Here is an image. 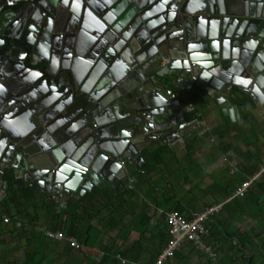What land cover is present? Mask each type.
<instances>
[{"label":"water","instance_id":"obj_1","mask_svg":"<svg viewBox=\"0 0 264 264\" xmlns=\"http://www.w3.org/2000/svg\"><path fill=\"white\" fill-rule=\"evenodd\" d=\"M5 1L30 3V24L46 25L14 43L25 71L10 67L11 44L0 47L2 184L12 171L65 205L122 186L144 151L200 127L170 71L233 120L234 89L264 108V0ZM125 83L144 92L124 93Z\"/></svg>","mask_w":264,"mask_h":264},{"label":"trees","instance_id":"obj_2","mask_svg":"<svg viewBox=\"0 0 264 264\" xmlns=\"http://www.w3.org/2000/svg\"><path fill=\"white\" fill-rule=\"evenodd\" d=\"M234 102L242 108L243 120L248 119L246 101L234 99ZM219 137H224V133H220ZM194 146L195 142H190L186 146L189 157ZM230 148L231 146H224L222 150L225 152ZM237 153L243 156L241 152ZM168 154L166 145L152 152L144 151L146 165L142 175L134 177L135 188L132 190L119 194L113 192V186L94 188L79 200L73 198L68 206L58 213L54 211V206L47 204L44 199L36 201L32 191L20 180L15 179L12 171H8L5 174V197L0 208L12 218L19 215L22 219H29L28 223L32 224L36 216L30 217L28 211L38 212L39 207H43L46 216L53 220L50 229L62 230L67 235L74 236L82 245V251L94 248L102 251L103 255L99 256L96 264H121L116 258L117 254L127 260V264H136L141 262L144 253L149 255L145 263H153L169 240L168 226L164 218L160 217L158 209L164 212L178 211L189 217L192 216L190 212L196 211L193 209L195 207L192 200L178 197L179 185L176 186L178 182L167 181L168 175H171L168 173ZM249 157L253 160L243 157L242 165L245 168L243 174H232L223 185L221 194L224 200L234 194L237 184L240 185L248 176L260 170L262 162L254 159L253 155ZM252 161L255 162L254 165H249ZM154 174H159V177L153 179ZM141 176L147 179L145 181L147 188L142 191ZM141 193L145 199V209L137 215H130L132 218L129 220L126 215L131 214L130 210L134 208L133 199H138ZM149 205L157 208L156 216L160 217L155 225L151 224L154 217L149 216V211L146 210ZM11 206L16 208V212L11 210ZM249 216L255 221V225L251 228L243 227L242 223ZM205 225L209 230L207 241L217 254L215 260L208 254L196 250L192 244L186 243L175 251L173 259L166 264H188L192 254L197 255L198 264H264V173L262 178L253 183L244 197H233L225 202L221 211L209 217ZM0 226L3 227L4 233L16 234L18 237L21 234H28L31 237L28 239L29 242L34 241L38 235L33 226L27 229L28 226H24V223L20 228L14 223L3 226L0 222ZM111 229H117L116 236L110 235L108 230ZM133 231L138 232L139 238L126 246L125 243ZM25 256L23 264H42L45 260L43 254L39 255V250L29 249Z\"/></svg>","mask_w":264,"mask_h":264},{"label":"crops","instance_id":"obj_3","mask_svg":"<svg viewBox=\"0 0 264 264\" xmlns=\"http://www.w3.org/2000/svg\"><path fill=\"white\" fill-rule=\"evenodd\" d=\"M172 77V76H171ZM172 85L168 84V87L172 89L176 94H182L185 102L184 109L187 111L193 112L192 119H197L200 127L198 129H192V133H187L186 142L185 139L181 138L173 139L171 144L166 146L168 147L169 154L167 157L168 161L173 164L176 162L177 165L174 164L168 166L170 176L168 175L167 181L178 182V185L182 189L177 192L178 197H185L187 200H192V204L195 208H193L195 213L201 212L208 206L224 204L229 200H224L222 197L221 191L223 190V185L228 181L229 177L232 174L241 173L243 174L244 167L242 165L243 157H246L250 160L249 156L253 155L254 159L257 158L258 161H261L260 167L264 166V108L261 104H259L255 98L249 97L247 95L241 96V94H234L235 96L229 99V103L231 105H236L239 111V118H235L234 120L229 116L223 113L222 108L219 104L215 102V100L210 97L204 90H200L197 87H194L192 92L181 93L177 87L174 85V77H172ZM135 85L132 83H125L124 90L127 94L131 95H140L143 93V89L138 90L139 88H134ZM200 95H205L204 100L199 99ZM171 94L168 93L167 97L171 98ZM234 99L245 100L246 101V116L248 119L243 120L242 118V108L240 105L234 102ZM224 133V137L220 138L219 134ZM190 142H195V146L193 147V152L190 157L187 155L186 146ZM224 146H231L230 149L223 152L222 148ZM153 148H156L152 145ZM238 152L243 154L240 155ZM145 158V157H144ZM180 161H184L182 163V168L179 167ZM254 161H252L249 165H254ZM179 167L182 169L183 173L186 174L183 182H179L177 177V171L179 168L173 169V167ZM233 168L236 169V172H233ZM260 168V169H261ZM187 169V171H185ZM197 173V171H199ZM205 171L201 174V171ZM142 170L137 171L136 174L129 176L127 179L122 181V186H113L112 190L114 193H123L135 188L134 177H139L142 175ZM226 171V172H225ZM230 171V176H228V172ZM225 172V175H224ZM213 174V175H212ZM246 175V174H245ZM153 179H157L159 174L152 175ZM228 177V178H227ZM262 178V176H261ZM23 183L22 180H20ZM220 181V182H219ZM24 184V183H23ZM221 184V185H219ZM30 187H26L28 190H31L35 196L36 201H40L44 199L47 204L54 206L55 212H60L62 209L68 206L63 202L60 204V198H49L43 191H40L39 187L34 186V184H30ZM194 185L197 187L201 186V189L194 188ZM129 186V188H127ZM238 186V184L236 185ZM219 188L220 193H212L210 190L212 188ZM5 190V183L2 184L1 176H0V204L5 197L4 193L1 191ZM147 185H140V189L145 190ZM176 189V190H177ZM189 192V195H187ZM72 198L70 199V201ZM144 197L139 194L138 199H133L134 208L130 210L131 214L126 215L127 219H129L134 214L137 215L143 209H145ZM69 201V202H70ZM219 202V203H217ZM148 204V203H147ZM146 210L149 216L154 217L151 221L152 225H155V222L160 219V217L156 216L157 208L154 205H149ZM1 209V208H0ZM3 210V209H2ZM11 210L16 212V208L11 206ZM161 210V209H158ZM31 216H36V220L29 224L27 221L29 219H22L18 215V219L24 223V226L35 229L34 231L38 233L36 239L34 241L29 242V238H31L28 234H21L18 237L16 234L4 233L3 227L0 226V264H23L26 259V252L30 250H39V255H44L45 260L42 264H93L97 263L101 250L98 248H94L92 250H74L71 249L67 243L53 241L47 239L44 234L40 231V229H50L53 224V220H50L49 217L46 216V210L43 207H39L38 212H34L33 210L28 211ZM133 212V213H132ZM38 213V215H37ZM192 213V212H190ZM131 215V216H130ZM132 218V217H131ZM25 220V221H24ZM131 220V219H129ZM244 221L242 223L243 227L249 228L247 223ZM255 222V221H254ZM26 223H28L26 225ZM3 225V224H2ZM4 226V225H3ZM12 227V226H11ZM111 236H116L117 229L108 230ZM30 234V233H29ZM139 234L137 232L133 233L130 236V239L125 243L126 246L131 245L136 240H138ZM82 246V245H81ZM91 256L98 258L97 260L92 259ZM149 257L148 254H143L141 256V263H145L146 259ZM92 262V263H90ZM130 262V261H129Z\"/></svg>","mask_w":264,"mask_h":264},{"label":"built area","instance_id":"obj_4","mask_svg":"<svg viewBox=\"0 0 264 264\" xmlns=\"http://www.w3.org/2000/svg\"><path fill=\"white\" fill-rule=\"evenodd\" d=\"M171 75L172 72L170 71ZM174 85L181 93H187L193 91V85L185 83L184 80L176 75L174 76ZM120 165L125 166L123 161L119 162ZM233 172L236 169L233 168ZM264 173V166L255 174L248 176L244 182L237 186L234 194L227 200L233 197H244L248 189L253 185L256 180H259ZM222 204L212 205L206 207L204 210L198 213H191V217L181 214L178 211L159 210L160 217L164 218L168 226L169 240L166 247L161 251L156 260L153 263L143 264H166L169 260H172L176 250L180 249L186 243H190L198 251H202L209 255L213 260L217 257V254L213 251L212 246L208 243L209 230L206 228V221L209 217L217 214L221 211ZM0 222L3 225L15 224L17 228H20L23 223L18 218H12L4 210L0 209ZM44 236L53 241L65 242L71 249L81 250L82 246L74 236L67 235L62 230H49L40 229ZM101 256L103 253L100 254ZM116 258L121 264H127V260L117 254ZM138 264V263H136ZM142 264V263H141Z\"/></svg>","mask_w":264,"mask_h":264},{"label":"flooded vegetation","instance_id":"obj_5","mask_svg":"<svg viewBox=\"0 0 264 264\" xmlns=\"http://www.w3.org/2000/svg\"><path fill=\"white\" fill-rule=\"evenodd\" d=\"M32 8L33 6L26 1L7 5L5 0H0V47H6L8 43L13 46L11 51V60L16 63L10 64L11 68L14 67L25 71L23 64L26 54L25 50L15 46L14 43H20L21 38H24L27 42L32 41L34 36L43 33L40 30L43 28L45 23L37 25L36 22H34V24H30L29 20ZM14 10L18 12L15 14ZM38 11L42 13V9L39 7ZM45 29L46 28H44V30ZM21 58L23 60H21ZM35 60L39 61L40 55H37ZM172 77H174V75H172ZM172 77H170V80L168 81V83H171L170 85H172Z\"/></svg>","mask_w":264,"mask_h":264},{"label":"rangeland","instance_id":"obj_6","mask_svg":"<svg viewBox=\"0 0 264 264\" xmlns=\"http://www.w3.org/2000/svg\"><path fill=\"white\" fill-rule=\"evenodd\" d=\"M184 161H180V162H178L179 163V167H181L182 168V163H183ZM174 164L175 165H177L176 164V162H174L173 164H171L169 161H168V166H170L171 167V165H173L174 166ZM179 167H173V169H175V168H179ZM183 170L182 169H180L179 168V170L176 172L177 173V177H179L178 178V181L179 182H183V180H184V178H185V176H186V174H184L183 172H182ZM185 171H187V169L185 170ZM205 171H208V173L210 174V171L209 170H203V171H201V174H203ZM200 172V170L199 171H197V173H199ZM226 172V171H225ZM225 172H224V175H225ZM168 173H169V170H168ZM213 175V174H212ZM231 174H230V171L228 172V176H230ZM142 178L140 179V182H141V185H142V183H143V185H145L146 184V182L145 181H147V179L144 177V176H141ZM156 178H158V177H156ZM228 178V177H227ZM220 182V181H219ZM175 184V183H174ZM219 185H221V184H219ZM177 187H178V184L176 185ZM201 186L202 185H199V186H195L194 185V188H196V189H201ZM179 188H180V186H179ZM212 193H220V190H219V188H212V190H210ZM159 217V216H158ZM245 223H247V225H248V227L249 228H251L252 226H254L255 225V222H254V220L252 219V217L251 216H249V217H247L246 219H245ZM244 224V223H243ZM135 232H137V231H133L132 233H131V235L133 234V233H135ZM138 233V232H137ZM92 257V259H94V260H97L98 258H96V257H94V256H91ZM186 262V261H185ZM184 262V263H185ZM188 264H198L199 263V261H198V259H197V255L196 254H192L191 255V258H190V261L189 262H187Z\"/></svg>","mask_w":264,"mask_h":264},{"label":"snow or ice","instance_id":"obj_7","mask_svg":"<svg viewBox=\"0 0 264 264\" xmlns=\"http://www.w3.org/2000/svg\"><path fill=\"white\" fill-rule=\"evenodd\" d=\"M66 2H67V0H66ZM197 6H199V5H197ZM175 13H173V15H174ZM245 83H247V81H245ZM0 87H2V85H0Z\"/></svg>","mask_w":264,"mask_h":264},{"label":"clouds","instance_id":"obj_8","mask_svg":"<svg viewBox=\"0 0 264 264\" xmlns=\"http://www.w3.org/2000/svg\"><path fill=\"white\" fill-rule=\"evenodd\" d=\"M205 75H207V74H205ZM262 95H264V94H262Z\"/></svg>","mask_w":264,"mask_h":264}]
</instances>
